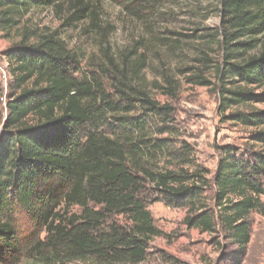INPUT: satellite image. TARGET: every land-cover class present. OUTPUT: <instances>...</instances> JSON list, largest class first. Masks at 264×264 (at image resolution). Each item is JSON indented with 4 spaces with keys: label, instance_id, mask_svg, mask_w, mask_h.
Wrapping results in <instances>:
<instances>
[{
    "label": "trees",
    "instance_id": "obj_1",
    "mask_svg": "<svg viewBox=\"0 0 264 264\" xmlns=\"http://www.w3.org/2000/svg\"><path fill=\"white\" fill-rule=\"evenodd\" d=\"M173 1L116 0L147 30L155 6ZM194 3L200 20L189 33L159 41L171 49L182 41L195 45L197 64L181 73L213 88L220 121L248 137L243 148L218 147L210 180L203 169L184 168L189 146L174 154L166 138L155 136L174 128L167 126L171 108L151 88L175 98L179 85L164 71L156 74L161 81L147 79L152 44L141 38L114 58L103 42L100 10L89 0H0L11 74L0 108V264L141 263L163 235L148 210L155 201L187 208L188 228L221 232L234 247L232 264H242L249 216H264V0ZM44 8L66 12L61 26L87 20L105 59L95 70L83 72L79 52L58 28L29 23L26 16ZM212 17L215 24L202 21Z\"/></svg>",
    "mask_w": 264,
    "mask_h": 264
},
{
    "label": "rangeland",
    "instance_id": "obj_2",
    "mask_svg": "<svg viewBox=\"0 0 264 264\" xmlns=\"http://www.w3.org/2000/svg\"><path fill=\"white\" fill-rule=\"evenodd\" d=\"M89 1L96 3L100 10L98 22L107 30L103 42L114 58L122 52L131 50L136 46L135 42L143 38L146 43L152 44L147 53L150 67L144 71L147 79L161 81V77L156 74L164 71L177 80L179 89L175 98L162 95L159 89L151 88L150 94L171 108L173 122L167 126L174 128V131L156 133L155 136L166 138L174 154L185 150L183 148L185 144L189 146L191 149L189 156L192 159L183 164L184 168L189 171L203 169L206 171V177L212 179L220 157L218 147L231 145L243 148L248 137L246 129L220 121L217 96L213 88L189 82L181 73L183 68L197 64L194 61L195 49L191 47L195 45H187L182 41L177 48L171 49L165 42L159 41L160 37L173 36L170 32L189 33L192 24L200 20L199 9L194 0L157 4L155 6L157 14L148 19L151 25L148 30L143 27L141 21L127 14L116 0ZM65 14L66 12L55 8H44L33 9L26 17L29 23L40 28L52 30L58 28L67 45L79 52L83 72L95 70L96 64L105 60L101 51L97 49L100 37L88 29L87 20L71 21V25L61 26ZM202 21L206 24L217 22L214 17ZM9 45L10 42L0 34L1 109H4L9 94L8 83L11 80L8 61L4 55ZM157 121L162 125L166 123ZM162 164L163 162L158 166L161 167ZM206 197L207 203L212 205L209 190ZM261 199L264 202V195ZM148 210L163 235L151 241L147 259L138 264H232L233 245L222 238L221 232L201 233L196 228H188L183 223L187 208L172 207L163 201H155L148 205ZM249 221L251 240L242 264H264V216L253 212L249 216ZM17 264H31V260L21 258Z\"/></svg>",
    "mask_w": 264,
    "mask_h": 264
}]
</instances>
